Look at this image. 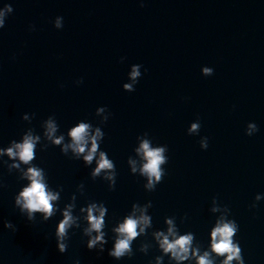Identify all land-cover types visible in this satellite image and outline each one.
<instances>
[{"label": "water", "instance_id": "95a60500", "mask_svg": "<svg viewBox=\"0 0 264 264\" xmlns=\"http://www.w3.org/2000/svg\"><path fill=\"white\" fill-rule=\"evenodd\" d=\"M139 2L0 0V6L13 7L0 29V146L29 126L39 133L40 121L50 114L60 131L81 119L96 124L95 108L107 106L112 116L102 126L100 147L115 162V189L91 180L90 169L59 147L37 150L34 162L45 168L53 187L63 186L62 198L83 182L85 197L78 196V204L102 200L113 220L131 203L150 200L154 228L175 215L181 232L192 231L206 246L215 196L239 225L245 264H264V199L256 209L248 207L255 194L264 193V0ZM57 15L64 18L61 30L51 23ZM30 24L35 31L28 30ZM121 56L124 63L118 62ZM133 63L143 65L142 76L129 93L121 84ZM201 66L212 67L213 74L202 76ZM80 77L84 82L75 86ZM25 112L36 114L31 125L20 119ZM197 116L200 135L209 138L204 151L199 136L186 134ZM248 122L259 128L251 137L244 135ZM145 131L168 146L167 174L153 192L143 189L144 181L130 175L126 164L136 136ZM0 181L6 185L0 189V264H71L76 257L81 264H117L106 252L98 257L88 251L79 231L59 254L52 235L58 216L28 223L12 206L21 182L2 166ZM185 214L189 219L181 225ZM4 220L17 231L4 229ZM158 254L153 247L119 264H148Z\"/></svg>", "mask_w": 264, "mask_h": 264}, {"label": "clouds", "instance_id": "9594fccd", "mask_svg": "<svg viewBox=\"0 0 264 264\" xmlns=\"http://www.w3.org/2000/svg\"><path fill=\"white\" fill-rule=\"evenodd\" d=\"M144 7L143 0L139 2ZM13 13V7L4 3L0 6V29L5 27L7 17ZM63 17L55 16L51 23L54 29L63 28ZM28 30L35 31L34 25ZM12 59H15L13 56ZM126 57L121 56L119 63H124ZM142 64L133 63L128 66L126 82L121 84L125 92H134L135 86L142 76ZM213 68L201 66L200 74L204 77L213 74ZM146 73L147 69H143ZM83 77L73 81L75 86L83 83ZM60 88L64 84L58 85ZM35 113H22L20 119L31 125ZM94 116L98 122L93 124L86 119L77 120L74 124L60 131L55 114L48 115L39 123L40 132L37 133L31 126L27 127L19 139L10 140L6 146H0V166L9 174L15 173L18 182H21L18 191L12 197V206L24 217L28 223L39 219L41 223L57 217L53 230L56 251L64 254L72 235L79 231L84 247L88 251H95L99 257L106 252L107 256L119 264L123 260H132L135 254L148 255L149 250L155 247L158 255H154L148 264H245L240 241L236 238L239 225L232 218L231 209L213 196L208 211L215 219L207 233V245L196 239L192 231L181 232L175 215L165 216L161 228H154L149 209L152 202H133L129 210L115 220L108 213L104 201L85 198L78 204V196L85 197V185L78 183L75 190L66 200L62 198V185L53 187L49 182L48 174L40 163L34 162L37 150L43 152L49 146L59 147L62 155L72 160L80 161L85 168H89L88 176L95 181L99 178L105 182L108 191H113L116 185L117 171L115 162L108 153L101 149L105 133L102 126L111 118L112 113L107 106L95 108ZM201 121L197 116L191 121L186 134L199 136L200 150H207L209 138L200 135ZM259 131L255 122H248L244 127V135L251 137ZM136 143L132 155L126 159L129 174L139 176L144 183L146 192H153L156 186L167 174L165 165L169 157L168 146L157 144L147 131L135 138ZM39 146V148H38ZM6 185L0 181V189ZM264 199V193H257L253 202L248 206L256 209L257 202ZM189 217L185 214L179 218V224H184ZM3 228L13 233L16 226L10 220L3 221ZM150 237V239H148ZM139 239L135 249L133 242ZM111 243L110 247L106 245ZM71 264H81L79 257L73 258Z\"/></svg>", "mask_w": 264, "mask_h": 264}]
</instances>
